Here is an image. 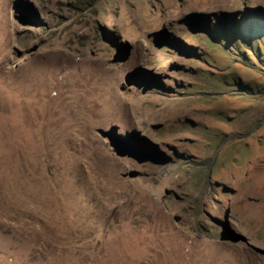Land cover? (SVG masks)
Here are the masks:
<instances>
[{"label":"rangeland","instance_id":"1","mask_svg":"<svg viewBox=\"0 0 264 264\" xmlns=\"http://www.w3.org/2000/svg\"><path fill=\"white\" fill-rule=\"evenodd\" d=\"M251 18L264 0H0V264H264V127L233 149L246 102L205 85L253 79L205 45Z\"/></svg>","mask_w":264,"mask_h":264},{"label":"trees","instance_id":"2","mask_svg":"<svg viewBox=\"0 0 264 264\" xmlns=\"http://www.w3.org/2000/svg\"><path fill=\"white\" fill-rule=\"evenodd\" d=\"M244 22L233 19L232 25H211L206 31L205 39L207 48L225 53L231 61L253 76L252 80L243 83L239 76L231 74L229 68H224L226 73L205 75V85L211 93L220 96L231 92L234 93L233 96L246 102L245 107L236 110L229 120L233 128L227 138L233 149L238 148V152L246 151L249 141L254 140L264 127V19L251 18ZM224 137L222 134H215L213 142L207 144L208 151L212 149L214 152L212 162L216 160L215 155L220 148L217 139L221 142ZM226 156L233 161L237 159L230 154ZM215 164H210L211 171Z\"/></svg>","mask_w":264,"mask_h":264},{"label":"water","instance_id":"3","mask_svg":"<svg viewBox=\"0 0 264 264\" xmlns=\"http://www.w3.org/2000/svg\"><path fill=\"white\" fill-rule=\"evenodd\" d=\"M228 240H231L232 242H239V241H242V242H245V243H248V240L240 233L234 231V230H231L230 231V234L229 236L227 237ZM248 245H250V247L255 251L257 252L258 254L262 255L263 258H264V249H260L258 247H255L251 244L248 243Z\"/></svg>","mask_w":264,"mask_h":264}]
</instances>
